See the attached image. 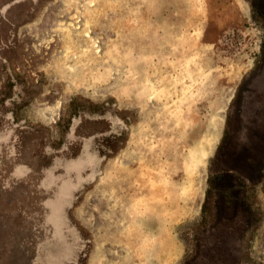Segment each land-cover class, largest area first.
<instances>
[{
	"label": "rangeland",
	"instance_id": "rangeland-1",
	"mask_svg": "<svg viewBox=\"0 0 264 264\" xmlns=\"http://www.w3.org/2000/svg\"><path fill=\"white\" fill-rule=\"evenodd\" d=\"M211 180L264 264V0H0V264H179Z\"/></svg>",
	"mask_w": 264,
	"mask_h": 264
},
{
	"label": "trees",
	"instance_id": "trees-1",
	"mask_svg": "<svg viewBox=\"0 0 264 264\" xmlns=\"http://www.w3.org/2000/svg\"><path fill=\"white\" fill-rule=\"evenodd\" d=\"M230 123H227L225 131V139L231 140ZM216 192L214 188V181L209 183V190L207 192V198L203 206L198 230L200 234L194 237L193 251L191 255H187L180 261L179 264H237L234 257L232 248L228 246H221L223 240L216 239L214 244L210 246L206 239L203 237L204 230L211 226L213 223H217L218 217L216 211H218V205L216 206ZM215 212L211 214V210ZM225 243V241H223ZM207 261V263H206Z\"/></svg>",
	"mask_w": 264,
	"mask_h": 264
}]
</instances>
